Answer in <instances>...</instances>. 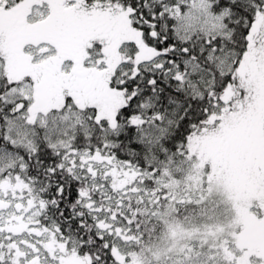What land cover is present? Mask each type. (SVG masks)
<instances>
[{
    "label": "snow or ice",
    "instance_id": "snow-or-ice-1",
    "mask_svg": "<svg viewBox=\"0 0 264 264\" xmlns=\"http://www.w3.org/2000/svg\"><path fill=\"white\" fill-rule=\"evenodd\" d=\"M0 264H264V0H0Z\"/></svg>",
    "mask_w": 264,
    "mask_h": 264
}]
</instances>
